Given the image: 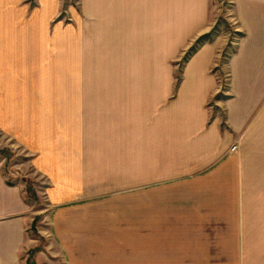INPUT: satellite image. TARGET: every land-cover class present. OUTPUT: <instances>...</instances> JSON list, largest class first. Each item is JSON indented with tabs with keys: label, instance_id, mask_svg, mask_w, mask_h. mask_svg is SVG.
<instances>
[{
	"label": "rangeland",
	"instance_id": "rangeland-1",
	"mask_svg": "<svg viewBox=\"0 0 264 264\" xmlns=\"http://www.w3.org/2000/svg\"><path fill=\"white\" fill-rule=\"evenodd\" d=\"M45 1L0 0V168L5 184L24 193L29 237L20 256L28 264L36 248V264L37 255L39 264H234L240 174L231 184L223 160L200 180L166 178V142L139 132L163 126L166 79H175L174 100L198 46L175 50L168 64L172 51L135 48L119 58L111 7L102 27L98 0ZM212 8L216 26L227 23L212 38L228 43L211 69L218 92L206 108L230 129L228 65L241 36L232 0H212Z\"/></svg>",
	"mask_w": 264,
	"mask_h": 264
},
{
	"label": "crops",
	"instance_id": "crops-1",
	"mask_svg": "<svg viewBox=\"0 0 264 264\" xmlns=\"http://www.w3.org/2000/svg\"><path fill=\"white\" fill-rule=\"evenodd\" d=\"M47 1L54 4L55 0H46L43 5ZM55 2L60 4L59 0ZM98 5L102 27L106 22L105 9L112 8L111 32L114 42H119V58L121 51L124 59H131L135 48L143 52L160 50L161 57L163 51L167 55L172 51V58H166V54L164 57L168 64L176 57L175 50L184 53L198 46L186 64L174 100L168 97L170 83L175 79H166V117L160 114L163 126L153 128L146 123L139 132L152 135V142L160 139V146L166 142V178H203L225 160L226 177L233 184L237 170L241 177L243 218L238 224L241 228L234 229L241 238L234 240L237 243L232 246L230 260L240 264L239 259L246 257L250 259L248 264H264V0H232L230 20L241 39L228 65L232 77L230 99L234 102L225 106L230 129L218 118L211 121L206 108L218 92L211 69L228 43L225 37L200 41L216 26L212 0H98ZM131 129L136 137V125ZM240 131L241 149L231 152L235 133ZM25 208L23 191L8 187L0 168V264H26V255L22 258L18 251L21 238L25 243L29 237L22 218ZM31 247L25 249V254ZM235 249L242 255L234 253ZM35 259L39 264L40 255Z\"/></svg>",
	"mask_w": 264,
	"mask_h": 264
},
{
	"label": "trees",
	"instance_id": "trees-1",
	"mask_svg": "<svg viewBox=\"0 0 264 264\" xmlns=\"http://www.w3.org/2000/svg\"><path fill=\"white\" fill-rule=\"evenodd\" d=\"M223 24H227V23L224 22V20H220V21L217 23V26L215 27V29H214L211 33H209V34L203 36L202 39H200V41H203V42H204L205 39H207V40H211L213 34H216V32H217V30H218V27H219L220 25H223ZM238 34L241 36V33H238ZM203 42H202V43H203ZM193 48H195V47H193ZM36 220H37V219L34 220V223H33L34 225H33V227L31 228V229H33V230H34V226H35ZM40 250H41V249H36V248H35V249H31V250L28 251V254L30 255V256L28 257V259H27V263H28V264H36V263L32 260L31 255L34 254L36 251H40ZM30 257H31V260L29 259Z\"/></svg>",
	"mask_w": 264,
	"mask_h": 264
}]
</instances>
